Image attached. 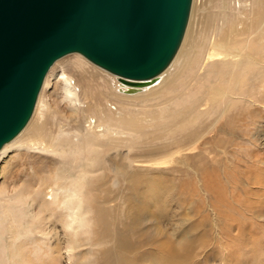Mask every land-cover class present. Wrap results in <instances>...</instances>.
I'll return each mask as SVG.
<instances>
[{
    "label": "rangeland",
    "instance_id": "rangeland-1",
    "mask_svg": "<svg viewBox=\"0 0 264 264\" xmlns=\"http://www.w3.org/2000/svg\"><path fill=\"white\" fill-rule=\"evenodd\" d=\"M255 2H208L201 10V23L193 26L195 43L199 42L201 30V40L206 36L204 43L209 46L221 38L226 28L229 34L235 24L241 28L239 20L249 22L259 12ZM227 39L230 41L231 35ZM244 40L232 42L237 46ZM251 42L250 51L261 57L264 41ZM79 58L88 66L80 64ZM257 67V71L255 68L247 74L246 80L245 76L242 78L245 87L252 88L251 83L264 78V67ZM217 70L227 71L231 81L230 66L211 69L205 64L187 70L183 82L176 83L191 88L184 93L183 105H176L179 114H183L176 131L172 130L176 126L175 114L169 112L165 126L131 136L115 134L126 140H115L113 146L99 143L93 150L89 141L98 135L92 133L100 129L87 127L90 122L84 120L79 125L74 122L65 84L60 79L63 71L73 76L72 83L80 88L86 84L82 79L85 73L94 85L108 84L127 95L136 93L121 90L124 86L117 76L81 55L59 60L49 73L43 120L47 117L51 135L69 144H62L53 152L42 141L34 142L38 147L21 141L2 156L0 264H264V118L256 122L248 119L252 123L249 130L242 122L236 123L235 117L249 103L240 96V90L227 121L221 122L227 126V133L201 134L218 113L207 102L195 107L197 120L191 119V110L188 113L184 108L206 98L210 87L220 78L214 74ZM136 103L140 105L139 101ZM135 109V113L139 112L138 107ZM262 110L264 117L263 107ZM84 129L90 132L87 138ZM81 130L84 134H79ZM78 142L83 143L79 152L74 150ZM175 152L178 155L172 157ZM89 158H96L97 167L89 165ZM83 168L89 173V187L83 198L87 213L92 212L86 216L85 228L84 224L72 229L74 218L63 210L67 196L60 193L59 197V192L61 185H77L78 178L72 177Z\"/></svg>",
    "mask_w": 264,
    "mask_h": 264
},
{
    "label": "water",
    "instance_id": "water-1",
    "mask_svg": "<svg viewBox=\"0 0 264 264\" xmlns=\"http://www.w3.org/2000/svg\"><path fill=\"white\" fill-rule=\"evenodd\" d=\"M194 0H0V152L27 127L53 66L80 54L131 92L177 56Z\"/></svg>",
    "mask_w": 264,
    "mask_h": 264
},
{
    "label": "bare ground",
    "instance_id": "bare-ground-1",
    "mask_svg": "<svg viewBox=\"0 0 264 264\" xmlns=\"http://www.w3.org/2000/svg\"><path fill=\"white\" fill-rule=\"evenodd\" d=\"M210 1L211 0H209V1L208 0H194L191 18H190L189 26H188L187 33L185 35L183 44H182L177 56L175 57L174 61L172 62V64L169 66V68L163 74H161L159 76V78L157 79L156 82L151 83L147 86H142L141 88H138V91H141L138 93L137 92H131L132 88L130 86L124 85L120 82L124 86V87H122L123 89L120 86H118L121 88V90H126V92H128L130 94L136 93V95H127L126 93H124L125 91H121V93H119L117 88L114 89L113 87H111L107 83H106L107 84L106 86H104V84L100 85V86L98 84L94 85L92 83L94 80L89 78L88 74H85V73H84V76L82 79L85 80V81H83V83L86 82V84L84 85V87L80 88L79 85L72 83V77L73 76L71 75L72 77H70L69 75H67L63 71L60 79H62L64 81V84H65L66 96L69 100V104L72 107V115L75 118L74 122L77 125H79L80 122L82 120H84L85 122H90L89 125H87V127L92 126L95 129L96 128L100 129L99 131H94L92 133V134H98V135L93 137L89 141V144L93 150L96 148L95 145L99 144V143H102V144L106 143V144H110V145L112 144V146H113L115 144V140H117V141H118V139L126 140V138H124V139H123V137L120 138L121 135H120V137H118V136L115 137V134H130V136H131V134H134V133L138 134L141 132H147L148 130L153 131V130L159 128V126L163 127L166 124L165 119L167 117V113H169V112H171L172 115L175 114L173 119L176 122V126H174L172 128V130L176 131L177 130L176 127L180 123L179 117L183 118V114H179L180 111H179L178 107H176V105H178V106L183 105L182 103L185 101V98L183 97V96H185L184 93L191 89V88H188V87L183 86V85H176V83L178 81L183 82V77H184L185 73L187 72V70H189V69H195L196 70L197 66L200 67L201 65H205V64H209L211 69H216V68L218 69V67L220 65L225 66V67L230 66L232 68V71H231V74L229 76V78H231L230 79L231 81H229V79H227V75H226L227 71H218V70L215 71L214 74L216 73L217 76L219 75L220 78H219L217 83L213 84L210 87L209 91L207 92L208 95L206 96V98H203V100H199L193 104H190V105L184 107L185 110L188 111V113H189V110H191L190 118L195 119V120L198 119V116H196V112H197L196 110L197 109H195V107L203 106L204 105L203 102H207L211 106L212 110H214V111L218 110L217 118L215 117V121H213V123H212V121L210 120L212 125L210 124L209 126H207L208 127L207 130L201 134H212L213 132H216L217 134L227 133V126L225 125L226 126V128H225L223 125H221V122L223 120L227 121V117L230 114L229 111L233 107V101L238 96L239 90L241 92L240 96L243 99H248L250 104L249 103L246 104L247 107L245 106L243 111L241 113H239L238 116L235 117L236 123L242 122L243 127L246 130H249L251 128L250 126L252 125V123L249 122L248 119H250L253 122H256L257 120L264 118L262 116L263 115L262 114L263 113L262 107L264 108V78L262 77L261 80H257L255 83H251L252 88H249L250 86L247 88V87H245V85L242 84V78L244 76H245L244 80H246L247 74L253 73L254 69L257 66L261 65L264 67V53H262L261 57L256 56L253 52H251L253 50L250 51L249 46H248V42L252 41L251 42V44H252L253 40H255L257 42H263L264 41V38H263L264 37V13H263L264 12V0H256L255 7H258V9H255V10H257L259 12L256 13L254 16H251L249 22L248 21L242 22V19L239 20V24H241L240 25L241 28H238V24H235V26L231 29V34H229L227 32V30H226L227 28H226L224 30V32L221 34V38L215 39L214 42L208 46L204 43V39L207 38L205 35H204L205 36L204 39L201 40L203 38V31L202 30L200 31L199 42L195 43L193 26L196 23H201V20H200L202 17V15H200L201 10L202 11L205 10L203 8L205 6L207 7V5H208L207 3ZM199 2H200V5H199ZM203 2H204V5H202ZM250 6H253L251 2H250ZM210 8L211 7H209V10H212V8L211 9ZM209 14L212 15V12L209 11ZM211 24H212V21H211ZM253 25H255V26H253ZM252 28L254 30H252ZM204 33H205V31H204ZM245 34H247L248 36L246 35V37L243 38V35L245 36ZM227 35H229V36L231 35L232 39H230V41L227 39ZM241 39H245L243 44H239V45L235 46L236 44L234 45V43L232 42L233 40H238L237 42L239 43L241 41ZM193 53H194V55H192ZM78 55H80V54H78ZM86 60H88V59H86ZM79 63L80 64L81 63L86 64L88 66V64L85 63V61L82 58H79ZM175 63H177V65ZM176 66H178V70L176 69ZM98 68H100V67H98ZM257 68H256V71H257ZM175 69H176V72H174ZM101 70H103V69H101ZM103 71H105V70H103ZM50 72H52V71H50ZM105 72H107V71H105ZM107 73H109V72H107ZM109 74H111V73H109ZM49 76L50 75L48 74L46 81H45V84H44V87L42 89V92L39 96L38 104H37L33 118L31 119V121L29 122V124L27 125L25 130L15 140L8 143L3 148V150L0 152V160L2 159V156L12 146L16 145L17 143H19L21 141H23L26 144L34 143L37 141H42L41 143L44 144V146L46 145V148L52 149L53 152L55 150H58L62 144H67V145L69 144V143L61 142L60 138L57 139L58 136L55 135L56 137H54L53 135H51V134H53V132L49 133L47 130L48 129L47 123H46L47 117H45L46 118L45 121L43 120L44 119L43 116L46 114V112H44V109L47 107V102L45 101V94L47 91L46 88H47V85L49 82L48 81ZM114 76H116V75H114ZM253 76H255V75H253ZM117 78H118V76H117ZM251 79L252 78H250V80ZM104 80H102V81L104 82ZM246 83H247V81H246ZM201 87H203V86H201ZM180 88H182V89H180ZM200 88H199V90H200ZM242 90H243V92H242ZM196 93H198V92H196ZM193 96L191 94V97H193ZM191 97H190V99H191ZM63 99H64V96H63ZM137 101L140 102V105H134V104H137L136 103ZM149 101L151 102V105L147 104ZM159 101H161V104H159L160 103ZM156 106H157V110L155 109L156 110L155 111L154 107H156ZM83 107H85V109H82ZM136 107H138V109H139L138 110L139 112H137V113H135ZM134 110H135V112H134ZM81 114L83 115V117L81 116ZM211 117L213 118L214 116H211ZM206 118H208V117H206ZM91 121H93V125H92ZM206 121H207V119H206ZM194 126H193V128H194ZM204 129H202V130H204ZM84 130H86V129H84ZM87 130H89V128ZM87 130L85 131L86 138L88 137L87 135L90 134V132H88ZM50 131H52V130H50ZM167 132H165V134ZM61 134H62V132H61ZM79 134H84V133L81 130V132H79ZM169 134H167V135H169ZM196 134H198V133H196ZM133 136H135V135H133ZM127 138H129V137H127ZM132 138H134V137H132ZM82 144H83L82 142H78V144H75L76 146H75L74 150L79 152L80 151L79 148ZM33 146L38 147V146H36L35 143ZM73 146H74V144H73ZM82 147L85 148V146H82ZM86 148L83 150L85 151ZM116 148H117V146H116ZM34 149H36V148H34ZM104 149H106V148H104ZM64 150H65V148H64ZM71 150H73V148ZM64 152H66V151H64ZM82 152L83 151H81V153ZM102 154H104V153H102ZM176 154L178 155V153L175 152V153L171 154V156L174 157ZM87 155H88V152H87ZM93 156H92V158H93ZM102 157H103V155H102ZM89 159H91V158H89ZM95 159H91L89 161V165L93 164L96 166V164L98 162ZM154 163H157V162H154ZM93 165H92V167H94ZM105 165L106 164H104V166ZM84 168L82 169V171L79 172V175L77 174L75 177H72L75 179L78 178L77 179V185H75L73 183H72L73 185L72 184H70V185L67 184L65 186L61 185L60 192H59V197H60V193L62 194L61 196H63V197L67 196V199L64 198L65 200L63 201V203H64L63 210L66 209L67 214H70L71 217L74 218L73 222H71L72 224L70 225L73 227L72 229H74L75 227L81 228L85 223H87L86 220H88L87 219L89 217L88 214H90L92 212V211H90V213H87L88 210L86 211L85 201L83 198L85 195V189H87L86 187H89V186H86V178L89 175V173L86 172L84 170ZM99 173H101V171H99ZM96 179H98L97 176H96ZM87 182H88V180H87ZM61 184H63V183H61ZM90 185H92V184H90ZM93 186H94V183H93ZM57 187H58V185H57ZM57 191H58V189H57ZM88 196L89 195H87V197ZM95 196H96V194H95ZM95 196L93 194V197H95ZM98 196H99V194H98ZM59 197H58V199H59ZM95 202H99V200L95 201ZM95 202H94V204H95ZM57 203H58V200H57L56 204ZM89 203H91V201ZM89 203H88V205H89ZM96 206H99V204L98 205L96 204ZM89 207H90V205H89ZM87 215H88V217H86ZM87 226H88V224H87ZM85 227H86V224H85L84 228ZM68 230H70V228Z\"/></svg>",
    "mask_w": 264,
    "mask_h": 264
}]
</instances>
